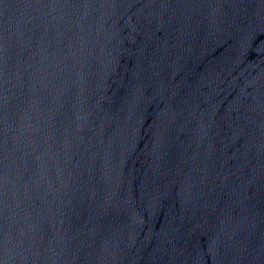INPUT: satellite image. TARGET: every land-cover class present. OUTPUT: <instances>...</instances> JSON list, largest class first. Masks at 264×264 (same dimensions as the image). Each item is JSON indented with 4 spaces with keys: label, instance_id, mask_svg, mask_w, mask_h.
I'll return each instance as SVG.
<instances>
[{
    "label": "water",
    "instance_id": "95a60500",
    "mask_svg": "<svg viewBox=\"0 0 264 264\" xmlns=\"http://www.w3.org/2000/svg\"><path fill=\"white\" fill-rule=\"evenodd\" d=\"M0 264H264V0H0Z\"/></svg>",
    "mask_w": 264,
    "mask_h": 264
}]
</instances>
